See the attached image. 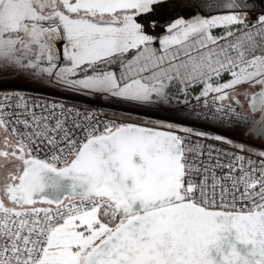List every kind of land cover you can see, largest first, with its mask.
<instances>
[{"label":"snow or ice","instance_id":"1","mask_svg":"<svg viewBox=\"0 0 264 264\" xmlns=\"http://www.w3.org/2000/svg\"><path fill=\"white\" fill-rule=\"evenodd\" d=\"M0 264H264V0H0Z\"/></svg>","mask_w":264,"mask_h":264}]
</instances>
